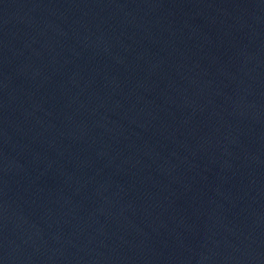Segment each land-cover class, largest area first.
I'll use <instances>...</instances> for the list:
<instances>
[{
	"label": "water",
	"instance_id": "obj_1",
	"mask_svg": "<svg viewBox=\"0 0 264 264\" xmlns=\"http://www.w3.org/2000/svg\"><path fill=\"white\" fill-rule=\"evenodd\" d=\"M0 264H264V0H0Z\"/></svg>",
	"mask_w": 264,
	"mask_h": 264
}]
</instances>
